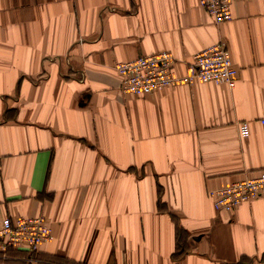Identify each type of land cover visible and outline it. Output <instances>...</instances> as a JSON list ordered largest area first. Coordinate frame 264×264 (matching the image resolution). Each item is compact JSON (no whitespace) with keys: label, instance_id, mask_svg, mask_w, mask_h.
Segmentation results:
<instances>
[{"label":"crops","instance_id":"1","mask_svg":"<svg viewBox=\"0 0 264 264\" xmlns=\"http://www.w3.org/2000/svg\"><path fill=\"white\" fill-rule=\"evenodd\" d=\"M200 1L0 0V223L53 233L37 263L0 264H264V200L217 212L208 195L264 170V0L224 23ZM219 42L232 88L119 89L117 62L169 52L182 79Z\"/></svg>","mask_w":264,"mask_h":264},{"label":"built area","instance_id":"2","mask_svg":"<svg viewBox=\"0 0 264 264\" xmlns=\"http://www.w3.org/2000/svg\"><path fill=\"white\" fill-rule=\"evenodd\" d=\"M241 0H201L204 11L216 22H230L233 19L231 5ZM215 62H219L223 69L214 71ZM176 60L169 52L148 55L127 62H117L113 69L120 78V91H129L135 84H142L143 88L138 97L151 94L154 86L159 90L174 82L184 81L202 84L234 86L236 69L232 64L230 53L222 42L214 44L199 53L186 66V75L182 79L174 77ZM249 126L243 122L239 125V136L249 135ZM208 195L212 198L213 208L217 212H232L238 206L253 200H264V170L247 176L231 184L211 190ZM53 240L51 228L42 215L35 217H5L0 223V259H7V253L12 251L24 252L28 255L26 261L37 263L32 256L41 245Z\"/></svg>","mask_w":264,"mask_h":264},{"label":"rangeland","instance_id":"3","mask_svg":"<svg viewBox=\"0 0 264 264\" xmlns=\"http://www.w3.org/2000/svg\"><path fill=\"white\" fill-rule=\"evenodd\" d=\"M221 69H223V67L221 66V64L219 62H215L214 67H213V70L214 71H218V70H221ZM142 88H143V85L138 83V84H135L132 88H130L128 92L127 91H125V93L122 92V91L121 92L123 94H125V95H130V96H136L137 97V94L139 93V91ZM161 90H163V89H161ZM161 90H159L158 86L155 85L154 88H153V90L150 93L153 94V93L159 92ZM148 95H150V94H148ZM32 257L35 258L38 261L36 255H33ZM47 260H50V259H47Z\"/></svg>","mask_w":264,"mask_h":264},{"label":"trees","instance_id":"4","mask_svg":"<svg viewBox=\"0 0 264 264\" xmlns=\"http://www.w3.org/2000/svg\"><path fill=\"white\" fill-rule=\"evenodd\" d=\"M57 262H59V264L63 263V264H74V263H71L70 261H66V260H56Z\"/></svg>","mask_w":264,"mask_h":264}]
</instances>
